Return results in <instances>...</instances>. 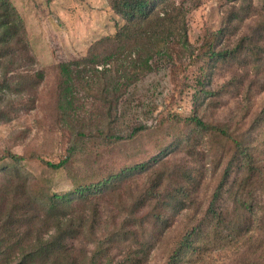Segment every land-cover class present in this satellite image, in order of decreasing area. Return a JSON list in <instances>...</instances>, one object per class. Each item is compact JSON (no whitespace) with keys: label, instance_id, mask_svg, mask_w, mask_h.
Listing matches in <instances>:
<instances>
[{"label":"rangeland","instance_id":"1","mask_svg":"<svg viewBox=\"0 0 264 264\" xmlns=\"http://www.w3.org/2000/svg\"><path fill=\"white\" fill-rule=\"evenodd\" d=\"M8 1L24 21L27 49L20 38L16 51L32 59L20 60L19 73L41 72L44 77L32 88L23 86L22 91L0 87V108L20 109L9 122H0V165L8 161L10 152L24 155L26 168L54 191L64 192L74 180L119 171L158 156L163 148L165 156L154 163L152 169L158 171L152 178L166 174L161 188L168 191L181 178L179 171L189 167L196 182L185 206L168 210L164 226L154 223L152 212L165 214L164 207L157 206L155 198L145 203L138 199L146 192L150 175H128L117 193L99 201L95 231L71 239L68 247L71 262L76 264H166L188 230L207 221L213 195L239 149L237 141L244 143L254 165L264 170V0H176L187 10L190 47L172 43L171 56H156L153 70L129 85L113 122L105 118L107 106L95 73L93 79L86 76L75 86L76 104L71 110L61 107L59 88L60 64L86 55L94 42L115 34L117 21L123 23L109 0ZM239 45L243 47L237 49ZM210 47L237 51L211 60ZM3 70L0 68V85ZM200 79L205 83L201 85ZM190 115L219 125L227 134L207 133L191 147L185 142L178 144L179 136L193 129L184 120ZM138 125L146 127L131 137L132 128ZM101 131L116 133L122 140H105ZM73 145L76 149L66 168L47 166L46 161L66 158ZM239 163L232 164L229 189L243 176ZM263 187L261 183L258 198L264 197ZM228 191L224 197L233 214ZM0 196L6 197L5 189ZM136 199L139 221L133 228L137 235L120 237L121 229L130 227L127 216ZM8 205L5 199L3 211ZM243 218L239 219L243 222ZM261 227L262 223L250 216L235 231L221 223L211 224L179 264H264ZM14 232L21 236L20 231ZM36 233L33 228L25 247L36 239ZM19 251L16 246L12 261L5 255L0 264H15Z\"/></svg>","mask_w":264,"mask_h":264},{"label":"trees","instance_id":"2","mask_svg":"<svg viewBox=\"0 0 264 264\" xmlns=\"http://www.w3.org/2000/svg\"><path fill=\"white\" fill-rule=\"evenodd\" d=\"M109 4L112 11L122 17L123 23L120 24L117 21L115 34L94 42L86 55L60 64L59 88L61 107L71 110L76 104L75 86L86 76V79H93L95 73L99 77L98 84L102 86L100 94L107 106L105 118L108 117L109 121L113 122L114 111H117L120 99L130 84L153 70L154 58L162 54L171 56L172 43L181 45L185 49L189 48L190 41L187 10L176 0H109ZM23 28L24 21L15 13L13 5L8 0H0V29H2L0 68L4 67L3 82L0 87L5 88L6 91H12L15 87L22 91L23 86L32 88L44 77L41 72L34 75L19 73L22 67L20 60L23 57L21 53H17L15 44L21 38L24 48L27 49ZM242 47L239 45L237 49ZM210 49L211 60L224 59L226 55L233 56V52L237 51V49L233 52L215 51L212 47ZM23 59L28 62L32 60L31 57H28V60ZM12 71L16 73L11 75ZM19 75L23 76L24 80L20 79ZM199 82L201 85L205 83L203 79ZM11 110L0 108V122H9L20 112L18 107H13ZM184 120L192 125L193 129L180 135L178 144L185 142L191 147L207 133L214 134L220 131L227 134L224 128L207 123L198 115L186 116ZM145 127V125L134 126L130 136H136ZM101 132L100 136L110 142L122 140V137L116 133ZM80 138V136L77 137V140L79 141ZM237 144L239 149L226 166L210 202L207 221L188 230L173 249L166 264L182 262L186 254L195 248L193 246L198 237L203 236L211 224L220 225L221 223L227 227L226 229L235 231V229H241L246 217L250 216L251 219L261 222V228H264V197L257 196L259 185L261 183L264 185V170L254 165V160L242 141H237ZM75 147L76 145L70 147L69 155L59 162L46 161L47 166L54 170L66 168ZM162 150L163 148L158 156L128 165L119 171L110 170L100 177L96 175V178L82 177L74 180L72 187L64 192L54 191L51 186H47L41 178H37L30 169L26 168L22 163L25 159L24 155L10 152L6 156L8 161L0 165V171H2L0 191L5 189L6 193V197L0 196V261L5 255L12 261L16 246H19L20 251L17 253L15 264H59L58 261L60 264H76L71 262L72 252L68 247L69 241L89 231H95L97 218L101 212L99 201L109 193H117L122 181L132 174L150 175L146 192L138 199L140 203H145L155 198L157 206L164 207L166 215L162 211L152 212L154 223L164 226L168 220V210L185 206L188 194L195 186L196 178L187 167L179 171L181 178L176 179L168 191L165 188L162 189L164 180H167L166 174L159 173L152 178V175L158 171L152 169L154 163L161 162L165 156ZM236 161L240 162L239 170L244 173L229 189L226 185L232 164ZM227 190L233 204V214L229 211L228 199L224 197ZM261 194L264 195V192ZM5 199L9 201V205L3 211ZM136 201L137 199L131 203L130 213L127 216L130 227H123L118 236L137 235L138 230L133 228L139 221L136 219L138 214ZM240 217L245 218L243 222L239 219ZM33 228L37 231L36 239L25 247L24 241L29 233L33 232ZM14 231H20L21 236L17 237ZM136 254L139 255V252Z\"/></svg>","mask_w":264,"mask_h":264}]
</instances>
